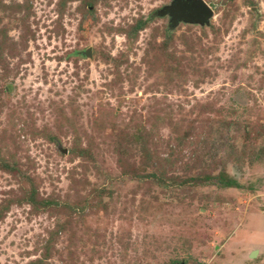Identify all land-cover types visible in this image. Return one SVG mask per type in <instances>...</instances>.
<instances>
[{
    "label": "rangeland",
    "instance_id": "1",
    "mask_svg": "<svg viewBox=\"0 0 264 264\" xmlns=\"http://www.w3.org/2000/svg\"><path fill=\"white\" fill-rule=\"evenodd\" d=\"M204 1L0 0V264H264V0Z\"/></svg>",
    "mask_w": 264,
    "mask_h": 264
},
{
    "label": "water",
    "instance_id": "2",
    "mask_svg": "<svg viewBox=\"0 0 264 264\" xmlns=\"http://www.w3.org/2000/svg\"><path fill=\"white\" fill-rule=\"evenodd\" d=\"M175 18L186 22H207L209 18L214 16V11L204 0L184 1L179 0L176 5L170 9ZM87 54L92 55V50L89 49ZM257 252L251 254L255 257Z\"/></svg>",
    "mask_w": 264,
    "mask_h": 264
},
{
    "label": "bare ground",
    "instance_id": "3",
    "mask_svg": "<svg viewBox=\"0 0 264 264\" xmlns=\"http://www.w3.org/2000/svg\"><path fill=\"white\" fill-rule=\"evenodd\" d=\"M256 224H257V223H255V225H256ZM255 225H254V226H255ZM254 226H253V228H256L257 225H256L255 227H254ZM252 230H253V229H252ZM240 243H243V242H240ZM234 244H235V243H234ZM235 245H236V244H235ZM237 245L239 246V244H237ZM237 245H236V246H237ZM238 246H237V247H238Z\"/></svg>",
    "mask_w": 264,
    "mask_h": 264
},
{
    "label": "trees",
    "instance_id": "4",
    "mask_svg": "<svg viewBox=\"0 0 264 264\" xmlns=\"http://www.w3.org/2000/svg\"><path fill=\"white\" fill-rule=\"evenodd\" d=\"M228 185H229V186H234L235 184H233V183L229 182V183H228Z\"/></svg>",
    "mask_w": 264,
    "mask_h": 264
},
{
    "label": "flooded vegetation",
    "instance_id": "5",
    "mask_svg": "<svg viewBox=\"0 0 264 264\" xmlns=\"http://www.w3.org/2000/svg\"><path fill=\"white\" fill-rule=\"evenodd\" d=\"M177 1H179V0H177ZM184 1L190 2V1H194V0H184Z\"/></svg>",
    "mask_w": 264,
    "mask_h": 264
}]
</instances>
